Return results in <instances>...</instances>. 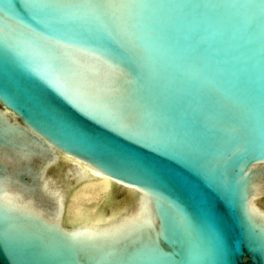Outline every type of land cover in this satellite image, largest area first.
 <instances>
[{
	"label": "water",
	"instance_id": "obj_1",
	"mask_svg": "<svg viewBox=\"0 0 264 264\" xmlns=\"http://www.w3.org/2000/svg\"><path fill=\"white\" fill-rule=\"evenodd\" d=\"M89 2L102 0H20L28 6L23 13L13 6L14 0H0V69L11 78L18 61L40 62L48 52L45 37L87 44L101 30L100 22L83 9L61 6ZM126 2L139 5L127 15L143 49L142 57L127 58L137 75L131 98L123 104L134 125L127 135L178 163L211 167L230 180L234 204L227 208L226 238L239 249L232 264H264V161L253 160L264 157V0ZM107 26L111 39L120 42L114 26ZM3 97L0 91V135L10 128L35 140L25 112ZM19 171L10 181L0 175V206L6 197L13 198L43 213L40 219L64 235L118 223L145 197L136 190L142 185L125 187L132 180L118 175L105 179L109 172L59 146L46 148ZM246 172L249 176L244 177ZM156 191L175 198L163 188ZM145 199L152 207L153 229L172 237L173 251L144 247L99 264H203L187 253L172 209L164 203L156 208L151 193ZM16 222L34 230L41 227L23 217ZM245 231L255 246L247 239L241 243ZM45 236L58 249L63 244L56 233ZM7 239V246L0 244V264H90L84 251L75 258L63 251L46 252L12 231Z\"/></svg>",
	"mask_w": 264,
	"mask_h": 264
},
{
	"label": "snow or ice",
	"instance_id": "obj_2",
	"mask_svg": "<svg viewBox=\"0 0 264 264\" xmlns=\"http://www.w3.org/2000/svg\"><path fill=\"white\" fill-rule=\"evenodd\" d=\"M13 6L22 13L28 7L20 0H14ZM61 7L91 13L100 22L101 30L87 44L81 45L45 37L48 52L40 62L18 61V71L11 78L6 69H0L3 98L25 112L30 124L28 131L36 137L33 140L10 128L3 130L0 175L6 181L19 177V169L25 168L46 148L59 146L76 152L91 161L96 169L109 172L111 175L105 179L117 175L127 177L132 183L125 187L142 185L136 190L145 193V197L151 193L156 208L161 203L171 208L182 229L188 254L203 264H232L231 257L239 250L229 246L226 238L227 208L234 204L232 182L223 179L222 174L211 167L178 163L127 135L134 125L124 113L123 104L130 100L132 86L137 82L136 70L127 58L143 56L127 13L139 5L126 0H102ZM108 22L122 37L120 42L111 39ZM34 129H39V133ZM253 160L264 161V157ZM249 172L244 173V177L249 176ZM115 183L122 181L116 179ZM159 188L175 194V198L156 191ZM145 197L138 201L137 210L118 223L67 235L59 233L54 224L41 220L43 213H34L26 205L6 197V203L0 206V219L4 224L0 244L7 246L9 231L17 232L33 245H41L46 252L63 251L75 258L84 251L90 264L144 247L172 252V237L161 229H153L152 207ZM189 207L192 212L188 211ZM21 217L41 227L34 230L31 225L17 223ZM246 219L251 221L247 209ZM103 223L106 221H97L98 225ZM45 233L62 237L59 249L46 239ZM245 239L250 247L255 246L246 231L241 243ZM260 250L264 253V246Z\"/></svg>",
	"mask_w": 264,
	"mask_h": 264
}]
</instances>
